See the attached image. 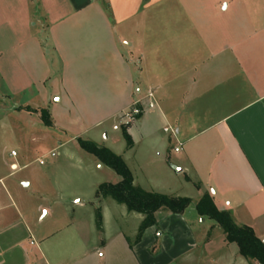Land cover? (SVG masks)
Masks as SVG:
<instances>
[{
	"label": "crops",
	"instance_id": "obj_1",
	"mask_svg": "<svg viewBox=\"0 0 264 264\" xmlns=\"http://www.w3.org/2000/svg\"><path fill=\"white\" fill-rule=\"evenodd\" d=\"M190 3L0 0V99L57 131L62 147L154 91L155 108L126 124L128 133L135 145L154 121L173 124L186 150L180 172L196 188L192 211L159 212L131 245L141 213L125 206L122 218L138 214L129 231L107 227L103 210L101 230L78 221L36 232L17 198L29 184L0 183V264H257L195 204L210 193L264 242V26L241 37L238 21L224 22L238 11L233 2ZM28 107L48 109L52 126Z\"/></svg>",
	"mask_w": 264,
	"mask_h": 264
},
{
	"label": "rangeland",
	"instance_id": "obj_2",
	"mask_svg": "<svg viewBox=\"0 0 264 264\" xmlns=\"http://www.w3.org/2000/svg\"><path fill=\"white\" fill-rule=\"evenodd\" d=\"M212 1L216 0H205L208 4ZM202 2L204 0H191L190 4L201 5ZM217 2H222V8L229 2L236 6L238 11L227 12L224 22L238 21L241 37L248 36L255 30L262 32L264 0ZM197 14L196 9L192 10V18ZM218 19L219 17L212 18L215 22V32L219 30L216 24ZM53 97L54 95L51 96L52 104L56 99H52ZM27 110L40 112L41 109L29 107ZM120 121V117L111 119L100 129L81 135V139L90 140L96 135L101 140V145L122 156L136 178L135 185L173 196H196V188L193 182L186 179L185 170L177 172L178 168L185 166L186 150L184 140L181 135L175 133L176 127L173 124L154 121L149 134L144 135L145 132L141 129V132L135 135V145L130 150L127 149L123 136L124 127L127 125H121L118 130L112 128L114 122L120 125ZM165 127L169 131H165ZM43 128L44 126H38L31 117H26L24 112L11 109L10 100L1 97L0 183H17L19 187H24V183L29 184L22 188V193L17 198L21 199L22 206L31 218L33 230L49 232L78 221L85 224L90 222L92 226L97 227L96 209L100 207L107 215V227L111 225L114 228L115 224H118L123 230L129 231L134 224L133 217L138 214L122 218L124 204L117 203L112 197L100 200L96 197L100 184L116 183L121 177L94 155L83 150L78 139L60 147L59 140L63 138L58 137V132L50 130L51 128L44 132ZM106 131L109 133L108 140L105 138ZM175 146H180L181 151L175 152ZM52 152L57 153V156H51ZM192 209L193 205H190L186 212ZM139 225L136 223L138 228Z\"/></svg>",
	"mask_w": 264,
	"mask_h": 264
},
{
	"label": "trees",
	"instance_id": "obj_3",
	"mask_svg": "<svg viewBox=\"0 0 264 264\" xmlns=\"http://www.w3.org/2000/svg\"><path fill=\"white\" fill-rule=\"evenodd\" d=\"M40 114L43 123L51 127L52 121L48 109H41ZM123 136L127 142V148H132L134 143L128 133L127 126L124 127ZM78 142L83 150L94 155L102 164L115 170L121 177V180L116 183L105 182L100 184L96 191V197L99 200L112 197L117 203L124 204L129 212H138L144 216L134 240L128 239L131 245L141 240L147 228L157 225L159 212L182 214L193 203L189 197L149 191L135 185L133 173L122 156L94 141L79 138ZM195 207L199 215L214 220L222 228L227 242L236 243L242 257L255 261L257 264H264V242L256 235L251 226L237 222L230 211L220 210L208 192L202 195ZM96 225L99 230L102 229V210L100 207L96 209Z\"/></svg>",
	"mask_w": 264,
	"mask_h": 264
},
{
	"label": "built area",
	"instance_id": "obj_4",
	"mask_svg": "<svg viewBox=\"0 0 264 264\" xmlns=\"http://www.w3.org/2000/svg\"><path fill=\"white\" fill-rule=\"evenodd\" d=\"M146 97L148 98V101L146 104L142 103V101L140 99H137L133 102V104L131 105V107L122 113V115L120 116V125L119 124H115L113 126V129L117 130L121 127V125L123 124H128L132 121H134L138 116H141L147 109H154L156 106L155 103V93L154 91H148ZM165 131H169L168 128H165ZM174 132V131H173ZM175 152H179L181 151V147L180 146H176L174 148ZM12 154H14V152H12ZM51 156L55 157L57 156V153L52 152ZM43 161H41L42 163Z\"/></svg>",
	"mask_w": 264,
	"mask_h": 264
},
{
	"label": "water",
	"instance_id": "obj_5",
	"mask_svg": "<svg viewBox=\"0 0 264 264\" xmlns=\"http://www.w3.org/2000/svg\"><path fill=\"white\" fill-rule=\"evenodd\" d=\"M177 171H178V172H180V171H181V169H180V168H178V169H177Z\"/></svg>",
	"mask_w": 264,
	"mask_h": 264
}]
</instances>
